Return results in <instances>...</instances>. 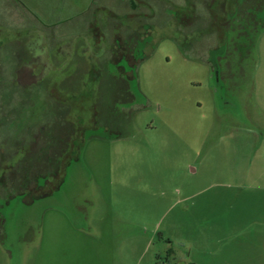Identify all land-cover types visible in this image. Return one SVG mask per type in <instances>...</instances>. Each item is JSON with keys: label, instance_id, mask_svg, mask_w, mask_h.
<instances>
[{"label": "rangeland", "instance_id": "1", "mask_svg": "<svg viewBox=\"0 0 264 264\" xmlns=\"http://www.w3.org/2000/svg\"><path fill=\"white\" fill-rule=\"evenodd\" d=\"M205 1L0 0V264H147L194 225L207 246L254 234L235 219L264 192L238 195L235 171L264 163L203 167L198 146L217 113L264 124V0ZM257 233L214 252L263 262Z\"/></svg>", "mask_w": 264, "mask_h": 264}, {"label": "crops", "instance_id": "2", "mask_svg": "<svg viewBox=\"0 0 264 264\" xmlns=\"http://www.w3.org/2000/svg\"><path fill=\"white\" fill-rule=\"evenodd\" d=\"M88 54L90 56V52ZM132 55L133 53H131V60L134 59ZM111 56L113 55L110 54V58ZM120 58L123 59L125 57L121 56ZM109 61L111 60L109 59ZM205 62L207 63L210 61L206 60ZM212 64L218 66L216 61L212 62ZM257 65H259L258 62ZM18 69L20 70L21 68ZM126 89L127 88L125 87L124 91H128V89L127 90ZM130 96L132 97L131 94ZM235 99L237 100V97ZM262 106L258 108L257 110L258 115L255 117L257 120L255 124L258 123V125H260L262 119L264 120V106L263 107ZM218 115L219 114L217 113L216 122H214V127H213L217 139L214 141H208L207 134L210 131L209 132L206 131L203 139L199 141V146H198L199 155L203 157L202 162H200V166L202 164V166L204 167V161H206L208 158L213 159V155H215L216 162H219L220 159V162L225 164H234V163L246 164V165H252V163L263 164L264 163V124H262V127L260 126L247 127L246 124H244L238 118H236L237 116L236 113H232L234 120H232L230 123H226V122L224 123L220 118L217 117ZM249 138H251V140H249ZM187 144L188 146H190L189 141L187 142ZM192 170L196 172L197 167L192 168ZM248 170L249 168L248 169L243 168V171H235L238 173V178H236V180L239 181L237 182V187H236L237 194L244 195L245 193L247 198L253 195L251 193L253 191L264 192V170L259 172L254 171L252 173H250V171L248 172ZM232 174L233 172L231 173V175ZM185 194H186L185 196H182V201H187L192 196V194L190 192H187V190ZM257 195L259 196V198L255 199L254 198L255 195H253L252 201L264 200V195H259V194ZM262 212L264 214L263 209L259 213L252 212L248 216L239 217V218L236 217L235 219L237 227L239 225H247L246 229L247 230L249 229V231L251 230V233H254L252 235H244L243 233L245 229L243 228L241 230H238L237 232L236 231L232 232L231 234H229V236H225L224 238L209 239L211 241H214V243L210 246H207L205 240H202V238H198V241L192 240L193 238L198 236L200 229L198 225H194L195 229L194 228L190 229L191 231L190 234L192 235L191 237H179L176 239L171 237L169 238V240H171V244L174 245V246L170 245L174 251L172 256L173 259L172 261H168V258H162L161 254L163 252L159 248V247L162 248V246L159 245L157 253L155 254V258L154 259L152 258V260L148 261L147 264H154V261L155 264H165L167 261L168 264H240L243 261L242 260L243 257L234 258L232 256L231 258L226 259L227 255L225 257H222L220 253L218 254V252H214V250L216 249L220 250V248L222 249L223 246L225 245L227 246L233 245L236 250L237 248L240 247L244 249L247 245H253L257 243V241L259 242V240H262L261 238L258 239V237L260 236H257L258 234L257 232H260L261 229L264 231L263 229L264 215L262 214ZM201 222H203V216L197 215V223L201 224ZM182 241H186V243L183 244ZM147 243H149V241ZM235 253L236 251L234 252V254ZM258 255L259 254H256V256L252 255L251 258L250 257L246 258L245 261L250 259L251 261H255V259L257 258L260 259ZM256 264H264V261L262 262L260 260L259 263Z\"/></svg>", "mask_w": 264, "mask_h": 264}, {"label": "flooded vegetation", "instance_id": "3", "mask_svg": "<svg viewBox=\"0 0 264 264\" xmlns=\"http://www.w3.org/2000/svg\"><path fill=\"white\" fill-rule=\"evenodd\" d=\"M212 1H214V0H211V1H209V2H207V1H205V4L207 3V4H209V3H212ZM233 1H235V2H233V9H232V7L229 5V4H227L226 6H227V9H232L230 12L231 13H234V11H238V9H239V3L237 2V0H233ZM244 1V0H243ZM223 7V6H222ZM222 9H224V7L222 8ZM142 14V13H141ZM221 27H217L216 26V28L218 29V30H222V28H224V26H226V24L225 25H220ZM244 28V27H243ZM132 56H134V54L132 55ZM126 59H127V61L128 62H130L131 63V61L132 60H130L129 61V58L126 56L125 57ZM116 59V58H115ZM115 59H111V61L113 62ZM217 62V65L219 66L220 64H221V62L220 61H216ZM219 72V71H218ZM124 94H129V91H124ZM129 97L130 98H128V95H127V99L128 100H130L131 99V96H130V94H129Z\"/></svg>", "mask_w": 264, "mask_h": 264}, {"label": "trees", "instance_id": "4", "mask_svg": "<svg viewBox=\"0 0 264 264\" xmlns=\"http://www.w3.org/2000/svg\"><path fill=\"white\" fill-rule=\"evenodd\" d=\"M170 251V250H169ZM168 252V251H167ZM171 252V251H170Z\"/></svg>", "mask_w": 264, "mask_h": 264}]
</instances>
